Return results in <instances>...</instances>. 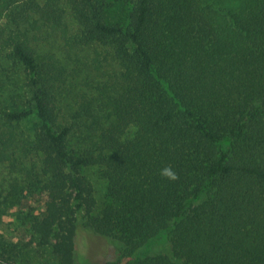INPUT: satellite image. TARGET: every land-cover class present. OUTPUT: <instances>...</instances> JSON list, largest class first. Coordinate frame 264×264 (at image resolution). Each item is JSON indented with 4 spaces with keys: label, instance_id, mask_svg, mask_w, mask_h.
Segmentation results:
<instances>
[{
    "label": "trees",
    "instance_id": "trees-1",
    "mask_svg": "<svg viewBox=\"0 0 264 264\" xmlns=\"http://www.w3.org/2000/svg\"><path fill=\"white\" fill-rule=\"evenodd\" d=\"M0 164V264H264V0H0Z\"/></svg>",
    "mask_w": 264,
    "mask_h": 264
},
{
    "label": "rangeland",
    "instance_id": "rangeland-1",
    "mask_svg": "<svg viewBox=\"0 0 264 264\" xmlns=\"http://www.w3.org/2000/svg\"><path fill=\"white\" fill-rule=\"evenodd\" d=\"M47 35V33H45ZM70 47L69 45L65 42L63 37L59 33H53L45 36L44 38H40L37 41L36 45V57L40 56V54H44L47 52H54L56 55L64 54V51L67 52ZM70 51V62L72 65H78L84 71L89 70L90 74V64H89V69L86 67L84 70L85 62H86V54L84 52H76L74 53V50H69ZM72 56V59H71ZM83 72L79 74L77 77V80L81 82V77ZM91 72L95 73L94 68L91 69ZM15 78L17 82H20L19 77L17 74L15 75ZM35 118H31L29 120H25L22 125H24V128L27 131H31V129L34 127L35 124ZM86 174L88 175L89 179L93 182L94 184V195L95 198L100 204L104 200V193H105V185L103 181L95 176L93 172H91L89 169L86 171ZM10 180L9 177V167L6 168L5 165L0 164V188L1 190L3 187L8 183ZM1 199V198H0ZM39 199V197H38ZM101 205V204H100ZM4 210L6 215H0V220L6 221H11L10 224L13 225V217L8 214V210L5 208V205H2L0 203V212ZM166 244L167 243V235L163 234L157 238H154L150 243L146 244L140 253H147L149 252L153 246L158 245V244ZM76 248L80 256L84 259V261L88 264H101L104 262L106 259L111 257L115 253V249L113 246L103 238L99 237L93 234H90L86 231H81L78 235L77 238V244ZM26 256H30L29 253L25 254ZM42 264H49L47 261V258L45 257V254L42 258L36 259L32 257V262H37Z\"/></svg>",
    "mask_w": 264,
    "mask_h": 264
}]
</instances>
